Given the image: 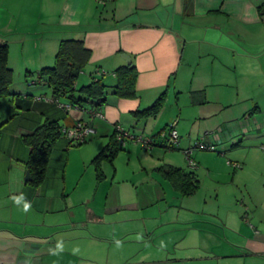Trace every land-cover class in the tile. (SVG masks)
Returning a JSON list of instances; mask_svg holds the SVG:
<instances>
[{
	"label": "crops",
	"instance_id": "crops-1",
	"mask_svg": "<svg viewBox=\"0 0 264 264\" xmlns=\"http://www.w3.org/2000/svg\"><path fill=\"white\" fill-rule=\"evenodd\" d=\"M262 3L264 0H0V39L7 42L13 76L38 77L41 68L53 64L60 40L76 38L83 40L90 57L75 87L100 78L108 91L105 103L96 108L100 115L94 116L66 97L54 99L52 93L47 97L45 86L26 91L40 96L43 92L41 97L26 94L14 100L16 108H22L20 104L32 108L34 103L32 110L38 112L33 124L21 127L22 134L46 119L56 120L64 128L85 121L95 132L79 145H71L64 134L58 137L40 189L28 188L24 181L28 147L23 146L19 156H10L13 162L5 172L0 171V264H102L98 260L103 250H92L91 242L87 243L102 240L90 232L106 223L94 209L97 191L107 183L110 192H114V184L132 183L118 167L121 158L128 164L132 157L140 164L139 173L149 175L151 170L159 176L158 184L171 185L159 167L169 164L185 169L174 162L175 152L167 151L174 149L163 147L161 133L172 120H176L179 134L176 149L183 153L192 140L216 147L223 154H214L216 164L226 168L229 183L242 188L244 215L228 228L233 234L227 235L222 227L220 245L214 247L221 252L218 257L230 259L224 264H264V14L257 8ZM122 54H128L137 69L133 98L111 93L116 83L114 69L128 62ZM48 90L51 92L50 87ZM161 94L164 98L157 110L143 112ZM80 104L93 107L85 101ZM260 115V120L254 118ZM116 125L153 137L156 143L150 148L128 143L112 160L101 157L95 162L111 142ZM77 151L84 170L80 179L68 182L67 167ZM148 160L151 165L145 164ZM217 172L205 162L201 168L208 176ZM194 173L198 178L196 170ZM77 189L84 193L76 203L86 208L83 218L59 219L48 225L26 215L17 217V207L13 211L12 200L19 194L27 192L33 202L42 190L45 205L40 206L49 211L58 204L72 203L70 192ZM92 189L94 194L87 193ZM133 207L139 208V202ZM83 243L88 247L81 251ZM106 260V264H128V257Z\"/></svg>",
	"mask_w": 264,
	"mask_h": 264
},
{
	"label": "rangeland",
	"instance_id": "rangeland-1",
	"mask_svg": "<svg viewBox=\"0 0 264 264\" xmlns=\"http://www.w3.org/2000/svg\"><path fill=\"white\" fill-rule=\"evenodd\" d=\"M81 76L84 75L79 74L78 77ZM31 79V77L25 79L23 76L15 74L9 86L11 94L0 96V122L7 121L0 132L1 172H5L8 169V164L13 162L10 156L13 154L15 157L19 156L21 148L26 147L21 139L20 129L26 123L33 124L35 114H38L37 111L32 110L35 107L34 103L32 108H23L22 104H20L22 108H16L14 100L17 101V98L24 97L26 94L41 97L43 92H41V96L39 93L26 92L29 89L41 88L39 86H45L47 97L51 95L49 87L44 81L45 78H42L41 83L29 85L28 81ZM33 79H37L36 75ZM250 97L257 98L252 95ZM59 100L62 102V98ZM41 103L39 101L38 106ZM261 117L262 115L254 118L260 120ZM194 141L192 140L189 148L197 142H201ZM128 143H138L142 146L141 143L132 140H127L126 145ZM214 149L192 148L190 157L197 164L192 169L188 167V160L184 157V152L182 153L181 149L167 150L175 152L172 155L175 163H181L187 170L197 171L199 186L190 195H180L172 185L166 182L163 185L158 184L156 179L160 180V178L151 170L149 175L139 173L141 167L136 158L132 157L128 164H126L125 158H121L118 167L120 171L126 173L127 177H130L129 179L134 185L131 182L114 184V192H110L107 183L97 191L94 209L98 215L105 217L106 223L102 226L98 225L94 233L90 232L91 235L102 237V240L87 241V243L91 242L88 246L92 250H103V257L98 260V263L106 264L107 258L109 262H112L116 259L124 260L127 257L128 264H224V262H228L230 259L218 257L220 250H214V247L220 245L219 239L223 234V226L226 227L227 235L233 234L229 227L232 228L238 219L242 220L245 211L243 202L245 201L242 188L229 183L230 174L227 173L226 168L217 165L219 163L216 164L214 154L220 156L223 154L217 153L216 147ZM196 154L201 159H198ZM80 157L78 151L73 152L65 175L68 182L70 179L75 182L81 178L84 168H81ZM204 162L218 171L216 175L213 173L212 176H208L201 173ZM151 163L152 160L145 162L146 165H151ZM59 166V179L62 180L63 163L60 162ZM131 171L135 174L133 177L130 175ZM246 177L249 179L251 175L249 176L248 173ZM239 179L243 180L241 177ZM29 186L36 187L28 183V188H30ZM39 186L40 184L37 189H40ZM79 189L75 192L71 190L72 203L67 205L63 203L62 206L58 204L49 211H46L47 206H40L45 205L42 190L37 198H33V202L25 192L15 196L13 200L11 199L15 201L12 206L13 211L15 212V207H17V217L26 215L36 220L45 221L44 223L48 225L55 224L59 219L63 221L77 220L84 217L86 209L84 205L76 204L79 195L84 194L83 192L79 193ZM86 189L84 188V191ZM94 192L95 189H92L87 193L94 194ZM137 202L140 207H133L137 206ZM2 211L0 208V212ZM80 246L81 251L88 247L86 243Z\"/></svg>",
	"mask_w": 264,
	"mask_h": 264
},
{
	"label": "trees",
	"instance_id": "trees-1",
	"mask_svg": "<svg viewBox=\"0 0 264 264\" xmlns=\"http://www.w3.org/2000/svg\"><path fill=\"white\" fill-rule=\"evenodd\" d=\"M257 8L261 15L264 14V3L258 5ZM89 57L90 50L85 47L82 39L63 38L59 42L53 64L41 68L37 79H31L28 81V84L34 85L38 82L41 83L42 78L45 77L54 99L61 96L66 97L69 99L70 103L75 104L76 107L84 110V112L90 116L92 112L96 111V108H99L105 103L108 91L107 86L100 78H92L88 84L78 88L75 87L76 80L88 63ZM113 73L116 76V83L111 87V93L122 98L135 97V82L137 76L135 63L129 61L125 65L116 67ZM12 81L13 71L8 65V45L5 40L0 39V96L11 94L9 86ZM31 82H33V84ZM163 98L164 94H161L158 99L143 112H155L161 105ZM81 101L88 102L93 107H91V109L82 108L80 104ZM137 112L136 114H139L140 111ZM6 122V120L0 122V132L2 126ZM62 128L64 127H62L58 121L46 119L32 131L21 135L23 143L28 147V156L24 161V166L30 174V180L26 181V183L38 186L44 180L54 143L61 134H64L61 131ZM69 143L71 145H79L83 142L72 143L69 140ZM155 143L154 141L153 145ZM163 147L167 149H176L178 146L167 145L166 142H164ZM120 148L121 146L116 138V131H114L111 142L95 157V162L98 163L101 157L112 160ZM196 166L197 164L190 167L195 168ZM159 171L162 177L168 180L180 195H190L194 193L199 186L196 174L191 170L164 164L159 167Z\"/></svg>",
	"mask_w": 264,
	"mask_h": 264
},
{
	"label": "built area",
	"instance_id": "built-area-1",
	"mask_svg": "<svg viewBox=\"0 0 264 264\" xmlns=\"http://www.w3.org/2000/svg\"><path fill=\"white\" fill-rule=\"evenodd\" d=\"M101 73L104 72L99 71V74ZM31 83L33 84V82ZM60 105L66 107V105L63 104ZM94 115H100V113L98 111H94L91 113V116ZM175 124H176V120H172L171 122H169V124H167L166 131L161 133V136L165 139L167 145L178 146L179 144V134L175 128ZM61 131L72 143L84 142L90 136V134L95 132L94 128L91 127L85 121H77L71 127L62 128ZM115 131H116V138L119 141L121 147H124L126 145L127 140L139 142L145 148H150L154 142V139L151 137H143L141 135L133 134L119 125H116ZM192 148L208 149V150L214 149V147L206 146L202 142H197L191 148L184 149L183 152L186 159L188 160L189 166H195L196 164L190 157Z\"/></svg>",
	"mask_w": 264,
	"mask_h": 264
},
{
	"label": "water",
	"instance_id": "water-1",
	"mask_svg": "<svg viewBox=\"0 0 264 264\" xmlns=\"http://www.w3.org/2000/svg\"><path fill=\"white\" fill-rule=\"evenodd\" d=\"M122 57L127 60L128 62L130 61V57L128 54H122ZM30 180V174L29 172L26 170L25 171V175H24V181H29Z\"/></svg>",
	"mask_w": 264,
	"mask_h": 264
}]
</instances>
